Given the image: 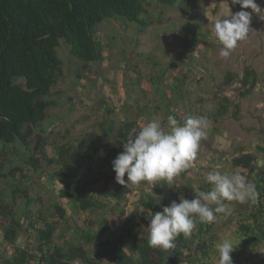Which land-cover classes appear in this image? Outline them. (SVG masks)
Here are the masks:
<instances>
[{
  "label": "trees",
  "instance_id": "16d2710c",
  "mask_svg": "<svg viewBox=\"0 0 264 264\" xmlns=\"http://www.w3.org/2000/svg\"><path fill=\"white\" fill-rule=\"evenodd\" d=\"M149 1L162 6H187L197 0H0V227L10 248L0 264H182L185 250L193 254L192 264H215L210 253V243L214 244L215 240L214 223H198L190 238L181 234L174 242L175 248L168 251L148 246V213L162 211L167 206V198L160 196L159 188L155 189L156 194L144 192L125 219L122 218L127 213L125 209L119 214L112 209L111 200L119 205L131 187L112 186L113 176L105 174L110 167L102 171L94 163V157L102 147L106 159L113 161L123 151V142L138 130V123L134 120L120 125L110 118L114 108L104 102L105 97L101 104L107 117L99 132L87 133L75 144L58 145L53 148V155L48 149L51 145L44 122L48 112L57 107L50 96L63 77V62L58 54L61 41L69 46L74 58L84 63V69L89 63L100 64L104 61L100 25L106 20L121 25L136 23L143 31L152 23L147 10ZM199 37L196 35V39ZM166 79L164 74L150 77L149 88L144 86L140 93L146 99H161L151 114L161 113L163 123L167 124L169 115L182 122L196 116L198 110L214 119L228 113L230 102L225 99L217 110L204 108L198 80L197 90L193 91L184 76L177 75L169 86ZM237 79V74L229 73L220 85L226 89ZM256 82V72L247 68L241 81L244 91L249 93ZM193 105L198 109L193 110ZM251 149L248 144H239L231 163L232 172L246 176L256 188L257 198L248 201L249 210L238 216L235 225L236 232L257 247L264 243V165H258L259 160ZM42 160L59 167L51 174L50 181L52 186L56 181L61 184L57 195L63 205L58 201L54 210L33 212L32 207L42 201L30 195L31 187L25 183L31 175L24 170L30 168L31 173L44 179ZM189 172L191 169L184 176ZM200 190L208 191L210 185L206 183ZM179 195L178 191L173 194L177 202ZM19 197L24 207L20 206L18 212ZM141 211L146 216L139 218ZM81 212L100 217L95 221L77 217ZM220 214L226 212L216 215ZM62 223L75 233V241L55 242ZM31 231L38 232L34 252L18 246L20 236Z\"/></svg>",
  "mask_w": 264,
  "mask_h": 264
},
{
  "label": "rangeland",
  "instance_id": "374dc122",
  "mask_svg": "<svg viewBox=\"0 0 264 264\" xmlns=\"http://www.w3.org/2000/svg\"><path fill=\"white\" fill-rule=\"evenodd\" d=\"M255 2L262 11L257 14L247 9L252 12L249 35L231 52L228 59L220 56V46L212 42L210 29L215 19L226 18L231 12L242 10L232 0H197L187 6H162L156 1H149L147 10L152 23L143 31L136 23L121 25L119 22L106 20L100 25L99 32L104 61L100 64L89 63L86 69L83 62L70 54L69 46L61 41L58 54L63 62V77L50 96L56 101L57 107L48 112V118L44 122L47 129L45 134L51 145L48 147L50 153H54L53 148L58 145L75 144L85 134L100 131L99 126L107 117L101 104L103 97L107 99L104 102L114 108L110 118H114L120 125L136 120L139 129L143 123L153 119L163 123L164 117L161 113L151 114L161 99H146L140 93L144 86L149 88L150 77L164 74L167 77L166 85L180 75L187 79L188 87L193 91L197 90L195 85L198 80L199 87H202L200 95L204 99V108L217 110L225 99L230 102L228 113L218 119L208 118L209 128L204 138L206 141H201L195 167L189 174L184 176L185 172H182L174 177L171 187L160 184L131 187V192L119 205L111 200L113 210L119 214L125 209L127 213L122 218L129 217L143 193L149 191L156 194V188H159L161 197L167 198V206L175 200L173 194L177 191L180 197L190 200L206 184L204 176L207 172H232L231 159L241 143L250 145L253 149L251 151L259 160L258 165H264V151L257 149H264V0ZM198 34L200 37L196 39ZM247 68L253 69L257 76L256 87L249 93L244 91L241 84ZM229 73L237 74L238 79L224 89L220 83ZM134 100L139 104L134 103ZM137 106L145 109H138ZM196 108L198 106L193 105V110ZM181 110H178L179 113ZM195 114L204 116L199 110ZM215 129L217 137L211 136ZM106 155L105 150L99 147L94 163L101 166L102 171L110 167L105 174L113 176L112 181L115 183H111L112 186L118 185L110 163L112 159H106ZM10 157L13 158L12 155ZM42 164V180L35 173H31L30 168L24 170L25 174L31 175L25 183L31 187L30 195L42 201V204L32 207L33 212L54 210L58 201L63 202L57 195L61 184L56 181L57 184L52 186L50 181L51 174L59 167L55 164L49 165L45 160H42ZM20 206L23 208L24 202L19 197L16 202L18 212ZM224 206L226 214L216 215L213 222L216 229L215 245L210 243L211 257L216 261V245L222 240H230L237 246L231 254L233 264H264V243L256 247L236 232V220L239 215H244L249 210V202L226 201ZM108 213L105 216L108 217ZM138 216L142 218L146 215L141 211ZM77 217L95 221L100 215L81 212ZM37 233L31 231L22 234L18 246L36 251ZM74 234L62 223L58 226L55 242L59 244L68 240L75 241ZM8 248L0 227V262L2 256L9 255ZM194 261L193 254L185 250L182 264H192Z\"/></svg>",
  "mask_w": 264,
  "mask_h": 264
},
{
  "label": "clouds",
  "instance_id": "9594fccd",
  "mask_svg": "<svg viewBox=\"0 0 264 264\" xmlns=\"http://www.w3.org/2000/svg\"><path fill=\"white\" fill-rule=\"evenodd\" d=\"M232 3L242 10L215 19L210 29L212 42L220 46L219 54L224 59L247 39L252 12L262 11L255 0H232ZM208 128L206 116H189L181 122L169 115L167 124L158 119L143 123L123 142V151L112 161L116 182L130 187L144 184L171 187L174 177L195 167ZM204 181L210 185V190L195 193L191 200L181 196L179 202L173 200L162 211L148 213L149 247L163 251L173 249L181 234L190 238L198 223H213L216 214L226 211V201L244 203L257 198L255 185L237 172L212 170L205 174ZM236 247L230 240L219 242L215 264H233L231 254Z\"/></svg>",
  "mask_w": 264,
  "mask_h": 264
},
{
  "label": "crops",
  "instance_id": "0c3cea01",
  "mask_svg": "<svg viewBox=\"0 0 264 264\" xmlns=\"http://www.w3.org/2000/svg\"><path fill=\"white\" fill-rule=\"evenodd\" d=\"M219 135V134H218ZM215 137H217V135H215ZM219 228V227H218Z\"/></svg>",
  "mask_w": 264,
  "mask_h": 264
}]
</instances>
